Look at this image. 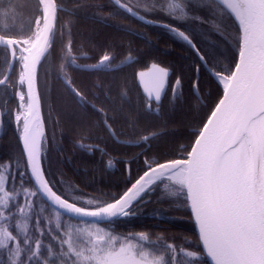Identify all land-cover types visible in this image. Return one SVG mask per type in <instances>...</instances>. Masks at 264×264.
<instances>
[{"label":"snow or ice","instance_id":"1","mask_svg":"<svg viewBox=\"0 0 264 264\" xmlns=\"http://www.w3.org/2000/svg\"><path fill=\"white\" fill-rule=\"evenodd\" d=\"M110 2L143 23H156L152 18L156 12L177 20L189 18L185 5L176 0H156L147 6V16L138 15V4ZM212 3L238 24L237 58L226 69L210 65L190 35L176 24L163 23V27L185 42L199 61L194 66L192 93H202L199 74L204 68L210 80L222 86V95L209 108L210 115L201 121L189 148L182 147L181 155L171 157L144 152L140 171L133 175L129 164L123 190L105 199H69L57 191L43 167L46 137L38 69L54 51L57 0H38L29 34L0 32V46L11 56L5 61L8 72L0 78V87L6 94L11 88L17 101L13 118L19 151V159L0 160V264H264V0ZM14 11L9 8L0 15L7 19ZM67 52L71 55V41ZM118 56L109 48L91 65L77 64L72 58L69 66L111 71ZM134 62L129 51L122 63ZM59 71L73 103L96 116L101 131L120 143L109 116L111 89L101 92L104 81L91 86L105 96L100 102L97 95L76 84L68 67L61 65ZM133 86L143 110L159 113L169 90L173 100L183 94L184 77L152 62L147 70L134 73ZM129 95L125 83L119 97ZM158 136L157 132L141 135L140 145L150 147ZM86 139L91 137L82 130L80 150L105 154L99 142L86 143ZM113 164L107 161L109 167ZM157 192L162 197L183 196L198 230L194 247L162 236L153 239L143 231L119 236L111 230L112 222L133 216L136 207Z\"/></svg>","mask_w":264,"mask_h":264},{"label":"trees","instance_id":"2","mask_svg":"<svg viewBox=\"0 0 264 264\" xmlns=\"http://www.w3.org/2000/svg\"><path fill=\"white\" fill-rule=\"evenodd\" d=\"M38 0H0V13L12 8L15 11L5 19L0 15V32L5 29L17 34H29L34 23ZM127 4L139 5L138 14L148 15L147 6L156 0H124ZM168 3L169 0H163ZM185 5L188 19H172L160 12L152 14L156 23L176 24L208 57L209 64L221 69L234 65L237 58L238 26L233 18L226 17L214 6L212 0H176ZM60 8L57 13L54 51L43 58L38 69V85L41 96L42 116L45 125V145L42 150L43 167L48 178L55 181L57 191L69 199L77 196H95L105 199L120 192L125 187L127 166L130 164L136 175L144 160V152L149 155L171 157L181 155L180 148H189L194 140L193 134L201 127L210 114L209 108L222 95L220 85L210 80L202 68L199 74L202 93L200 100L191 90L196 79L195 64L199 63L195 54L186 43L174 37L168 30L142 23L118 9L110 0H57ZM199 18V19H198ZM71 41V55L67 46ZM119 53L114 62L115 70L80 71L70 67L72 58L77 64L91 65L106 49ZM131 51L134 63H122ZM88 55L85 56L84 54ZM9 60L0 46V78L6 73L5 61ZM152 62H159L184 77L183 94L173 100L169 90L162 101L159 113L145 112L140 105L137 91L133 86V75L147 70ZM61 65L68 67V75L77 85L93 92L100 102L105 96L95 93L92 85L104 81L101 92L111 89L108 102L111 105L110 118L119 134L120 143L110 139L96 123V116L85 113L73 103L65 92ZM17 72L13 70L12 81ZM127 83L130 95L119 97L121 86ZM17 101L11 88L7 94L0 87V160L8 157L19 159L16 126L13 118ZM69 112L81 113L77 120L66 116ZM113 112L115 115H113ZM68 113V112H67ZM82 130L90 140L99 142L105 154L96 152L88 155L78 148V138ZM151 132L159 136L151 146L140 145V136ZM114 162L112 167L107 161ZM135 214L128 218L117 219L109 227L119 236L147 232L153 239L162 236L177 245L194 247L197 237L189 209L183 196L162 197L159 192L145 198L138 205Z\"/></svg>","mask_w":264,"mask_h":264},{"label":"water","instance_id":"3","mask_svg":"<svg viewBox=\"0 0 264 264\" xmlns=\"http://www.w3.org/2000/svg\"><path fill=\"white\" fill-rule=\"evenodd\" d=\"M113 4H114V2H112ZM115 5V4H114ZM116 6V5H115ZM118 9H120L118 6H116ZM60 9V8H59ZM120 10H122V9H120ZM123 11V10H122ZM124 12V11H123ZM126 13V12H125ZM126 14H128V13H126ZM129 16H131L130 14H128ZM131 17H133V16H131ZM134 19H136V20H138V21H140L139 19H137V18H135V17H133ZM234 19V18H233ZM141 22V21H140ZM143 23V22H142ZM145 24H148V23H145ZM149 25H154V26H159V27H162V28H164V29H166L165 27H163V24H161V23H153V24H149ZM237 26H238V24H237ZM166 30H168V29H166ZM169 31V30H168ZM170 32V31H169ZM171 33V32H170ZM172 34V33H171ZM2 47V46H1ZM11 59V56H10V54H9V60ZM43 60V59H42ZM205 67H207V66H205ZM8 72V69L6 70V73ZM5 73V74H6ZM221 88H222V86H221ZM195 97L197 98V99H199L200 100V96H199V94H196L195 95ZM210 115V114H209ZM43 120V119H42ZM44 130H45V126H44ZM1 133H2V127H0V136H1ZM189 212H190V210H189ZM190 215H191V212H190ZM191 219H192V216H191ZM192 223H193V226H194V231H195V234H196V237H197V240H198V230H197V228H196V225H195V223H194V220L192 219Z\"/></svg>","mask_w":264,"mask_h":264},{"label":"rangeland","instance_id":"4","mask_svg":"<svg viewBox=\"0 0 264 264\" xmlns=\"http://www.w3.org/2000/svg\"><path fill=\"white\" fill-rule=\"evenodd\" d=\"M61 111H62V112L67 111L68 113L65 112V113H66V116H70V117H72L74 120H77V119L79 118L80 114H81V113H78V111H77V112H69L67 109H61Z\"/></svg>","mask_w":264,"mask_h":264},{"label":"flooded vegetation","instance_id":"5","mask_svg":"<svg viewBox=\"0 0 264 264\" xmlns=\"http://www.w3.org/2000/svg\"><path fill=\"white\" fill-rule=\"evenodd\" d=\"M80 65H85V64H80ZM118 68V66H115V69ZM104 72H109V70H103ZM112 71V70H111Z\"/></svg>","mask_w":264,"mask_h":264}]
</instances>
